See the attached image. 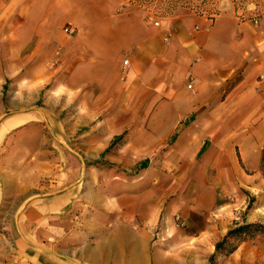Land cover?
<instances>
[{
    "label": "crops",
    "instance_id": "1",
    "mask_svg": "<svg viewBox=\"0 0 264 264\" xmlns=\"http://www.w3.org/2000/svg\"><path fill=\"white\" fill-rule=\"evenodd\" d=\"M13 77L20 78L18 100L8 96ZM50 84L67 97L95 85L101 99H121L123 109L164 110L163 119L159 113L143 122L139 114L129 124L159 119L173 133L193 117L215 141L218 170L239 165L264 186V15L253 21L190 12L152 25L124 0H0V208L8 198L18 206L10 233H0V264H115L124 251L131 263L140 253L144 264L150 260L133 233L92 243L93 227L101 225L85 212L75 230L79 192L69 179L40 194L20 184L11 198L7 132L34 117L7 110L27 109L29 92ZM50 123L66 136L62 120Z\"/></svg>",
    "mask_w": 264,
    "mask_h": 264
},
{
    "label": "rangeland",
    "instance_id": "2",
    "mask_svg": "<svg viewBox=\"0 0 264 264\" xmlns=\"http://www.w3.org/2000/svg\"><path fill=\"white\" fill-rule=\"evenodd\" d=\"M124 2L126 7L142 10L152 25L181 21L190 12L209 19L232 15L253 21L264 15L258 14L255 4L237 7L232 0L214 4L216 13L215 9L200 13L179 6L165 15L131 0ZM19 80L7 78L8 96L13 100L20 96ZM51 86L40 93L29 92L27 109L7 110L34 117L7 132L8 172L15 186L11 198L20 184L40 194L52 183L69 179L79 192L72 227L82 228L84 212L101 225L93 227L92 243L117 233H133L140 239L134 240L140 249L146 242L148 264H264V230L253 227L228 237L239 226L264 225V186L239 165L218 170L215 141L201 131L205 126L193 123V117L182 121L173 133L159 119L150 125L129 124L131 116L139 114L141 121L159 113L163 119L164 110L147 114L143 109H123L121 99H101L95 85L87 88L89 93L81 90L69 97L51 92ZM58 96L65 98L60 101ZM54 117L63 121L66 136L50 123ZM139 164L143 168L135 171ZM84 182L91 198L84 197ZM17 207L5 199L0 208L1 234L10 233ZM127 242L124 239V250ZM124 252L125 257L114 255L115 264H144L141 253L131 263Z\"/></svg>",
    "mask_w": 264,
    "mask_h": 264
},
{
    "label": "trees",
    "instance_id": "3",
    "mask_svg": "<svg viewBox=\"0 0 264 264\" xmlns=\"http://www.w3.org/2000/svg\"><path fill=\"white\" fill-rule=\"evenodd\" d=\"M141 6H144L148 9L155 10L158 14L165 15L171 13L179 6L188 7L194 9L200 13L209 12L210 10L215 9L214 4L216 5L219 0H131ZM237 7L245 6L249 3L255 4L258 14H264V0H232ZM121 139V136L116 138V140ZM264 162V156H263ZM143 165H140L136 171L143 168ZM253 227H259V230H264V225L262 224H246L244 226H239L238 228L231 229L228 233V237L233 236L235 233H245V230H250Z\"/></svg>",
    "mask_w": 264,
    "mask_h": 264
}]
</instances>
